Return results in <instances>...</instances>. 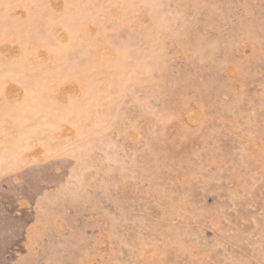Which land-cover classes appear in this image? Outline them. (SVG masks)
Segmentation results:
<instances>
[{
    "label": "rangeland",
    "instance_id": "rangeland-1",
    "mask_svg": "<svg viewBox=\"0 0 264 264\" xmlns=\"http://www.w3.org/2000/svg\"><path fill=\"white\" fill-rule=\"evenodd\" d=\"M0 264H264V0H0Z\"/></svg>",
    "mask_w": 264,
    "mask_h": 264
}]
</instances>
